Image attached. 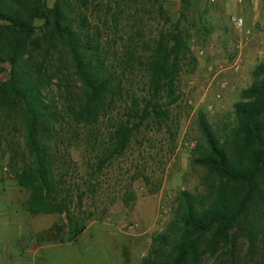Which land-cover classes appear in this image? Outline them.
<instances>
[{"label": "trees", "instance_id": "16d2710c", "mask_svg": "<svg viewBox=\"0 0 264 264\" xmlns=\"http://www.w3.org/2000/svg\"><path fill=\"white\" fill-rule=\"evenodd\" d=\"M146 2L161 23L145 37L146 11L139 7ZM46 3L0 0V129L11 115L19 116L30 159L10 169L26 193L27 214L57 213L67 220L65 238L38 236L37 244L72 242L85 228L83 219L74 217L83 194L72 203L55 179L51 149L57 150L54 139L63 125L109 122L98 172L145 128L171 134L169 107L177 100L179 76L195 63L160 0ZM253 74L257 79L240 92L232 108L234 127L222 142L204 117H197L204 147L192 163L212 176L214 186L203 196L181 194L176 220L139 264H200L219 250L229 264H248L256 242L264 245V63ZM238 239L249 247L235 262L232 246Z\"/></svg>", "mask_w": 264, "mask_h": 264}, {"label": "rangeland", "instance_id": "374dc122", "mask_svg": "<svg viewBox=\"0 0 264 264\" xmlns=\"http://www.w3.org/2000/svg\"><path fill=\"white\" fill-rule=\"evenodd\" d=\"M160 2L195 60L192 71L184 66L178 79L177 100L169 107L167 122L171 134L165 128L157 133L145 128L131 139L122 156L109 160L97 172L109 122L102 120L93 127L63 125L54 139L57 150L51 149L55 179L62 185V196L72 203L78 192L83 194L74 217L82 218L85 228L74 243H62L68 247L55 252L54 264H139L157 246L154 240L176 220L181 194L203 196L214 186L212 176L192 163L204 147L197 117L202 115L222 142L234 127V103L257 79L255 67L264 63V0ZM52 3L47 0V7ZM142 5L139 9L146 13L141 31L146 37L160 28L161 21L150 3ZM232 18L240 20V25ZM21 121L11 115L0 129V264L1 255L6 261L15 260L21 250L37 244L38 236H66L67 220L62 214L29 215L22 208L26 193L16 186L10 169L30 162ZM1 244L7 247L5 253H1ZM11 246L16 250L11 252ZM232 247L238 262L249 246L238 239ZM246 262L264 264V245L256 242ZM200 264L229 261L219 250Z\"/></svg>", "mask_w": 264, "mask_h": 264}, {"label": "crops", "instance_id": "0c3cea01", "mask_svg": "<svg viewBox=\"0 0 264 264\" xmlns=\"http://www.w3.org/2000/svg\"><path fill=\"white\" fill-rule=\"evenodd\" d=\"M79 236L75 241L79 239ZM75 241H72L70 243H74ZM63 247L68 246H65L62 243L34 244L30 249L21 250L22 252L13 261H6L4 260L5 258L3 259V256L1 255V264H54L53 262L55 252ZM6 248L7 247H5L4 244H1V253H5ZM8 249L13 252L12 250H16V247L11 246Z\"/></svg>", "mask_w": 264, "mask_h": 264}, {"label": "built area", "instance_id": "2783aa9c", "mask_svg": "<svg viewBox=\"0 0 264 264\" xmlns=\"http://www.w3.org/2000/svg\"><path fill=\"white\" fill-rule=\"evenodd\" d=\"M232 21H233L236 25H240V20L232 18Z\"/></svg>", "mask_w": 264, "mask_h": 264}, {"label": "water", "instance_id": "95a60500", "mask_svg": "<svg viewBox=\"0 0 264 264\" xmlns=\"http://www.w3.org/2000/svg\"><path fill=\"white\" fill-rule=\"evenodd\" d=\"M54 231H55L56 233H58V232H59V227L55 226V227H54Z\"/></svg>", "mask_w": 264, "mask_h": 264}]
</instances>
